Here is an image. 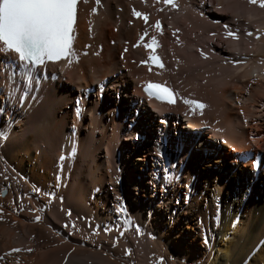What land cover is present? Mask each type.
I'll return each mask as SVG.
<instances>
[{
  "label": "bare ground",
  "instance_id": "bare-ground-1",
  "mask_svg": "<svg viewBox=\"0 0 264 264\" xmlns=\"http://www.w3.org/2000/svg\"><path fill=\"white\" fill-rule=\"evenodd\" d=\"M174 4L78 0L75 55L28 83L0 55V264H264V7Z\"/></svg>",
  "mask_w": 264,
  "mask_h": 264
},
{
  "label": "snow or ice",
  "instance_id": "snow-or-ice-1",
  "mask_svg": "<svg viewBox=\"0 0 264 264\" xmlns=\"http://www.w3.org/2000/svg\"><path fill=\"white\" fill-rule=\"evenodd\" d=\"M249 2L256 3L257 0H249ZM96 3L99 4L100 0H96ZM164 3L176 6L174 0H164ZM77 5L78 0H0V55L8 54L10 59L18 58L20 62L31 61L32 64L71 59L75 55L73 31ZM260 6L264 7V0H260ZM132 15L142 16L147 22V15L135 10ZM154 27L159 29L160 22L156 21ZM144 35H147V31ZM228 35L236 38L233 32H228ZM247 35L252 34L247 33ZM140 39L143 40L144 36ZM153 45L158 46L154 37L150 44H145V47L151 48ZM147 62L163 67L159 58L154 55H149L148 61H142V63ZM3 75L6 82L9 77L6 73ZM14 88L15 85L13 90ZM144 90L149 96H154L158 100H165L170 104L175 102L173 99L175 94L166 86L149 81L144 85ZM16 99L19 102L20 96L17 95ZM184 103L193 105L194 109L204 107L194 100L185 99ZM5 136L6 134L0 131V137ZM67 215L71 213L68 212ZM39 219L40 217L37 216L36 220ZM136 231L139 233V228ZM13 251L19 252L20 249ZM127 254L128 251L125 250V255Z\"/></svg>",
  "mask_w": 264,
  "mask_h": 264
},
{
  "label": "rangeland",
  "instance_id": "rangeland-1",
  "mask_svg": "<svg viewBox=\"0 0 264 264\" xmlns=\"http://www.w3.org/2000/svg\"><path fill=\"white\" fill-rule=\"evenodd\" d=\"M207 2V5H209L210 6V4H209V2L208 1H206ZM212 9H213V11L216 9L215 7H212ZM94 13H98V11L96 12V10L95 11H93ZM127 26H130V23H128L127 22ZM155 35H156V32L155 33H153V36L155 37ZM199 38V37H198ZM221 44H222V42H221ZM224 46V45H223ZM136 49V48H135ZM166 51L167 52H169V49L168 48H166ZM118 57V59H121L122 58V56H117ZM223 58H225L226 56H222ZM120 71H121V69L120 70H118L117 71V74L118 73H120ZM115 77H117V75H114ZM106 79V78H105ZM104 79V80H105ZM15 81V79L13 80V82ZM106 81V80H105ZM135 81V82H134ZM134 81L131 83V85H130V87L129 88H127V94H132L133 93V90H134V87H135V85H136V78L134 79ZM246 91V90H245ZM245 91H244V93H245ZM76 92V91H75ZM92 94V93H91ZM110 94H112L113 95V92H111ZM112 95H111V97H112ZM118 94L116 93V99H118V101H119V98H117L118 96H117ZM90 97H95L94 95H91ZM129 103V99H126L125 100V104L127 105ZM70 105L71 104H69L68 106H67V108L68 107H70ZM76 106V105H75ZM147 106V108H149L151 111H152V109H151V107L149 106V105H146ZM77 107V106H76ZM115 111V110H114ZM118 111V110H117ZM152 114H153V121H152V124H151V126L154 128L153 129V132L154 131H156V127H157V125H158V123H157V115H156V113L155 112H153L152 111ZM116 115V114H115ZM117 115H119V111H118V114ZM159 118H162V116H159ZM163 119V118H162ZM158 122H160L159 121V119H158ZM127 123V122H126ZM131 123V122H130ZM148 123V122H147ZM149 124V123H148ZM130 124H129V122H128V126H129ZM149 127H151L150 126V124L148 125ZM130 127V126H129ZM139 128H140V126H139ZM143 128H140L139 129V131H141L140 133H142L143 132V130H142ZM144 129H146V126L144 127ZM144 132H146V131H144ZM171 132H174V131H171ZM147 134V133H146ZM156 135H158V134H155V133H153V135H152V137H156ZM147 136V135H146ZM154 137V138H155ZM142 138L144 139L145 137H143L142 136ZM134 141V140H133ZM135 142V141H134ZM144 142V141H143ZM136 143V142H135ZM148 144V143H147ZM150 158L151 157H149V160H150ZM153 159H151V161H152ZM134 176V175H133ZM146 176V175H145ZM136 177V176H135ZM134 177V178H135ZM138 179V178H137ZM136 179V180H137ZM138 181V180H137ZM260 185H262V184H260ZM180 200V199H179Z\"/></svg>",
  "mask_w": 264,
  "mask_h": 264
}]
</instances>
